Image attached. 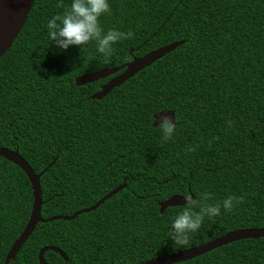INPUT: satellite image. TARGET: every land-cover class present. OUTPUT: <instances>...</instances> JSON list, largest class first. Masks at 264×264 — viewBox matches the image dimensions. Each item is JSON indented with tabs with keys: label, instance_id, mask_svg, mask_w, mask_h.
I'll return each instance as SVG.
<instances>
[{
	"label": "trees",
	"instance_id": "trees-1",
	"mask_svg": "<svg viewBox=\"0 0 264 264\" xmlns=\"http://www.w3.org/2000/svg\"><path fill=\"white\" fill-rule=\"evenodd\" d=\"M70 0H34L0 58V147L17 151L39 179V223L8 264H142L238 230L264 229V0H109L103 29L130 32L110 55L94 43L55 49L46 23ZM181 43L101 100L91 96L122 71L84 86L75 79ZM105 60L107 63L105 64ZM173 112L165 141L153 116ZM207 203L239 197L205 218L196 246L167 240L181 207L158 204L191 193ZM25 174L0 157V264L30 215ZM177 264H264V239L241 240Z\"/></svg>",
	"mask_w": 264,
	"mask_h": 264
},
{
	"label": "water",
	"instance_id": "water-1",
	"mask_svg": "<svg viewBox=\"0 0 264 264\" xmlns=\"http://www.w3.org/2000/svg\"><path fill=\"white\" fill-rule=\"evenodd\" d=\"M34 0H2V5L0 7V58L9 50L18 36L19 32L23 28L27 16L31 10ZM181 43H175L168 46H164L155 50L148 55L142 58H134L131 62L110 69H103L98 72H94L91 74H87L84 76H80L75 79V86H84L89 83L96 82L98 80H103L108 78L109 76L122 71V73L111 80H109L105 85L101 86L100 91L91 96L93 100H101L104 98L113 88L119 87L125 81L132 78L136 73L143 70L144 68L150 66L155 61L162 58L164 55L172 52L177 47H179ZM167 116L168 118L174 119L173 112L163 111L153 116V126H158L157 123L162 117ZM0 157L11 162L15 166H17L27 177L30 187L32 190V207L30 211L29 218L27 223L22 230L19 237L13 242L11 248L7 252L5 257L4 264H8L9 261L14 260L17 253L27 241L29 236L34 231L35 227L39 223H50L53 221H72L80 214H86L91 211L97 209L104 201L114 196L118 192H120L124 185L118 186L113 189L111 192L103 196L98 202H96L93 206L77 211L71 216H55L49 219H42L40 216L41 207H42V195L41 189L39 185V179L53 164L54 161L48 166L44 172L39 174H35L33 170L29 167V165L18 155L17 151H9L7 149L0 147ZM193 198V196H192ZM184 199L182 196H171L166 201L158 204L159 213H162L166 208L169 207H181L184 206ZM248 239H264V229H245L238 230L226 234L220 238L214 239L210 242L204 243L195 248L179 251L173 254H169L160 258H156L150 261H147L142 264H177L182 263L196 257L202 256L212 250L218 249L222 246H226L228 244ZM50 251L52 253L58 254L64 261H67L64 253L55 247L46 246L39 250L37 255V260L39 264H46L44 261V254Z\"/></svg>",
	"mask_w": 264,
	"mask_h": 264
},
{
	"label": "clouds",
	"instance_id": "clouds-1",
	"mask_svg": "<svg viewBox=\"0 0 264 264\" xmlns=\"http://www.w3.org/2000/svg\"><path fill=\"white\" fill-rule=\"evenodd\" d=\"M110 13L109 0H70L62 14L51 16L46 23L49 43L59 50L65 51L69 46H87L94 43L96 51L103 57L110 55L113 45L117 42L128 39L130 32H122L115 28L103 29L100 24V17ZM105 64L107 60L104 61ZM162 138L167 141L171 139L176 122L173 118L162 117L157 122ZM184 207L172 217L167 240L171 246L177 249L196 246L198 243L193 234L197 233L205 218L211 219L224 212H230L239 197L229 195L218 203H207L209 194H200L199 210H194L197 200L192 198L191 193L183 197Z\"/></svg>",
	"mask_w": 264,
	"mask_h": 264
},
{
	"label": "bare ground",
	"instance_id": "bare-ground-1",
	"mask_svg": "<svg viewBox=\"0 0 264 264\" xmlns=\"http://www.w3.org/2000/svg\"><path fill=\"white\" fill-rule=\"evenodd\" d=\"M1 5H2V0H0V7H1Z\"/></svg>",
	"mask_w": 264,
	"mask_h": 264
},
{
	"label": "rangeland",
	"instance_id": "rangeland-1",
	"mask_svg": "<svg viewBox=\"0 0 264 264\" xmlns=\"http://www.w3.org/2000/svg\"><path fill=\"white\" fill-rule=\"evenodd\" d=\"M81 215V214H80ZM47 252H50V251H47ZM16 258V257H15Z\"/></svg>",
	"mask_w": 264,
	"mask_h": 264
}]
</instances>
